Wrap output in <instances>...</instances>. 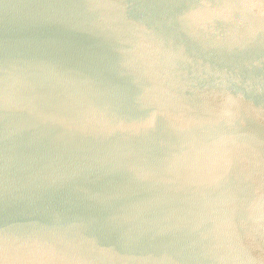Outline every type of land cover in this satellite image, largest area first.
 <instances>
[{"label": "water", "instance_id": "water-1", "mask_svg": "<svg viewBox=\"0 0 264 264\" xmlns=\"http://www.w3.org/2000/svg\"><path fill=\"white\" fill-rule=\"evenodd\" d=\"M0 264H264V0H0Z\"/></svg>", "mask_w": 264, "mask_h": 264}]
</instances>
